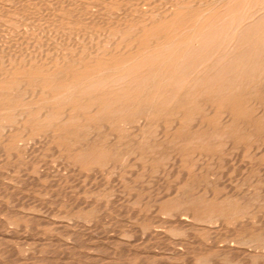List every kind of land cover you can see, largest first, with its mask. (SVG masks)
Returning <instances> with one entry per match:
<instances>
[{
	"label": "bare ground",
	"instance_id": "obj_1",
	"mask_svg": "<svg viewBox=\"0 0 264 264\" xmlns=\"http://www.w3.org/2000/svg\"><path fill=\"white\" fill-rule=\"evenodd\" d=\"M207 1H209V0H207ZM13 2H16V1L15 0H0V42L2 43L1 44L2 46H0V48H1L0 50H1V52L6 53L5 57H4V55L0 56V151H1V153L8 151V153L10 155L11 154L19 155L18 154L19 152H20V154H22V152L19 151L20 149L18 150V148H20L19 147V145L21 143L20 141H25L27 138H29L30 136L31 137L34 136L36 133H38L40 131L46 132L47 134L49 133L53 137L56 136L58 139H61V140L63 138L61 136L63 135L66 138H69L70 143H73V146H72L73 151H69V153L73 152V156H74L73 159H74L75 164H72V165H77V166H79V169L82 168L85 170V169H94L96 167H104V166L108 165L110 162H112L113 158H115V157L121 158L125 153L124 149L123 150L121 149L123 145H125V147L133 146L134 147L133 149H136V150H142V151L145 150L146 152L148 151L149 153L153 154V156L155 154H159V153H160L159 156H161V154L163 155V153L165 154L167 148H169L167 151V152H169L170 149L174 150L173 149L174 147L176 148L178 146L177 149H179V148L183 149V147H184L185 149L191 150V152H192L191 155L198 153L197 156H195V157H198L197 161H198V159L200 161V156L202 155V152L204 151V147L206 146V144L208 146L210 144H213V145H215L217 147H221V148L224 146H225L224 148H226V146L228 144H230V145L232 144V136H231L232 128L235 126V123L237 122V120L239 121V119H241V128H242L244 135L247 137V139H252L254 135H259V133H263V130L261 128L264 129V102L260 101L259 99H254L252 97L254 95L253 91L255 90L256 85H257L256 82H259L260 84H262L264 82V22L262 23V21L260 19L261 17L259 18V15L261 14V12L264 11V0H262V1L261 0H217V1L214 0L213 2H215V3H217V2L222 3L221 5L218 4V5H220V7H216V5H215V7H211V6L205 7L202 10L197 9V10L201 11L200 14L198 13L199 15L197 14L198 16L201 15V17H199L195 21L194 20L193 21L186 20L187 18L186 19L181 18V17L179 18L180 14H182V12H183L182 9L189 11L187 9H190L193 6V5H191V7H189L185 4L180 3V1H179L176 4L172 5L174 7V9H171V11L167 12L166 16H165V14L163 15V16H165L164 18L160 19L158 17V19H155V20H149V19L148 20H142V21L136 22V23L133 22L134 24L131 21V23L128 26H125L123 24L124 23L123 22L122 23L124 25V27L122 26L123 28H121L122 24H119V25L117 24V27H119V26L120 27L116 28V26H115L114 28H116V29L110 30L111 34L108 36H105V35H107L106 33H105V35L102 33L103 34L102 36H104V37H102L100 34H99L100 36L98 35L99 37L94 35L95 37H97L96 40L94 39L95 37L92 34H91V36H93V37H89V35H88V37H89L88 40L82 38L83 39L82 41L79 39V38H81V36L79 34H78L79 38H78V36H76V38H75V36L73 35L74 36V38L72 39V40H74L73 43H71L72 41L69 43V41H67V40H69L70 38H67L66 39V43L68 42L67 45L65 44V41H64L65 46H64V44H62L63 41L60 43L64 46L63 47V46H60V44L54 40L56 38L55 37L53 39L54 41H52V43L55 42V43H53L54 49L51 50L48 48L49 47L48 46L47 50L48 49L49 50L44 52L43 54L42 53L32 54L33 52L29 53V54H25L26 53L25 49H27L29 47V43H30L29 40L30 39H28V43L26 41V43L28 45H26L25 41H24L25 44L22 43L21 40H25V39L27 40V38H26L28 36L27 34L32 33V32L31 33L26 32L27 30L29 31V29L27 28L28 24L25 25V26H27L26 27L27 30L23 29V31H22L23 33H21V34L15 33L18 31L17 28L14 29L13 27H11L9 25L18 23V26L21 27L22 23H25V22L29 23V25H30L31 24L30 20L32 18L34 19V17H31L32 15H31V13L29 14L27 7H25V5H23L20 9V8H17L19 5L17 6ZM169 2L170 1H168L167 3H169ZM213 2L211 1V3H213ZM22 3H23V1H22ZM198 5H196V6H198ZM31 6H32V4H31ZM29 8H30V6H29ZM193 8H195V7L193 6ZM146 12H148V11H146ZM75 15H77V14H75ZM34 16H35V14H34ZM32 21L34 22V20H31V22ZM35 21H37V20L35 19ZM37 22L40 23L39 21H37ZM89 22H91V21H89ZM52 23H54V22H52ZM48 24H50V23H48ZM32 25H34V24H32ZM35 26H37V25H35ZM66 26L67 25H65V27ZM30 27L33 28V30H35L34 27L29 26V28ZM47 28H49V27H47ZM58 29L61 30V28H58ZM36 30L39 31V28ZM44 30H46V29H44ZM50 31H49V34H50ZM53 31H55V30L53 29ZM61 31H64V29H62ZM67 31H65V32H67ZM84 31H86V29H84ZM12 32H14L17 35L16 36L14 34V36L17 37V39L15 41H13L14 38L11 39L12 38L11 37ZM87 32H88V30H87ZM46 33H48V32H46ZM51 33H52V31H51ZM55 33H56V31H55ZM99 33H100V31H99ZM107 33L109 34L110 32L108 31ZM31 35H33V34H31ZM38 35H40V34H38ZM38 35L36 34L35 36L37 37ZM47 36L49 37V35H47ZM47 36H46V38L44 37L45 41L41 40L42 36L41 37L39 36L40 38L38 37L41 40L42 46L43 47L45 46V48H46V45H43V44L45 42L49 41L47 39ZM83 36H84V38L87 37V36L85 37V35H82V37ZM9 37H11V38H9ZM29 37H31V36H29ZM33 37L34 36L31 37L32 41L38 40L36 37L33 40ZM100 37H102V38H100ZM52 38H51V40H52ZM62 38L64 39L65 37H62ZM49 39H50V37H49ZM56 40H58V39H56ZM59 40H58V42H60ZM19 41H21L20 43L23 44L24 46L25 45L27 46V48L22 46V50H25V52L22 51V53L24 52L25 55L22 53L20 54L21 56L18 55L19 53L15 54L16 51L17 52L19 51L18 50L19 48L17 50L15 49L14 50L15 52L12 51L10 53V51H9V50H12L11 45L18 47V45H20ZM49 42H51V41H49ZM31 43H33L35 45V41L31 42ZM47 44H49V43H47ZM32 45L30 44L31 47H32ZM53 45L50 43V46H53ZM19 47H21V45ZM33 47H34V49H36L35 46H33ZM5 48L9 52H6ZM9 48H11V49H9ZM29 49H30V47L27 49V51H29ZM41 49H42V47H41ZM42 50H44V49H42ZM34 52H35V50H34ZM261 88H262V86H261ZM261 88L259 85L258 89H261ZM262 91L263 90H261V94H262ZM252 93H253V95L251 96ZM233 94L235 96H232ZM237 94H239L238 96H240L239 99L236 96ZM255 95L257 97H260L259 96L260 93L257 95L255 92ZM231 96L233 97L232 99H235V101L239 100V102L241 103L239 105V108L237 107V109L239 110L238 113H234L231 110L229 111V109H227L228 108L227 103L229 104V101H231V99H229ZM257 97H255V98H257ZM236 98H237V100H236ZM254 110L256 113L254 112ZM204 111L206 112L207 116L208 115L210 116V114H211V119H209V117H208V119H209L208 121H207V118L206 119L204 118L205 116H202L205 114ZM167 117L171 118V121L169 120L170 123L168 125L163 121V119L167 118ZM135 119L139 123L138 124L139 126L135 124L136 126H138L137 127L138 130L136 132L134 129L136 134H134L135 133L134 132L132 137L129 139L130 136L128 134H124L123 132H125L127 130V128H129L128 126L131 125V122L133 120L135 122ZM153 124L156 125L154 128H156V127L157 128L155 131L152 132L151 129L153 127ZM215 125H216V127H215ZM150 127H151V129H150L151 131L149 130ZM131 128H132V126H131ZM82 135L84 138H81ZM263 135H264V133L261 136L264 137ZM262 140H264V139H262ZM62 141H64V140H62ZM67 141H68V139H67ZM125 141H127V142L125 143ZM208 146H207V148H208ZM21 147H23V146H21ZM263 147H264V145L262 144V148ZM227 148H229V147H227ZM24 149H25V147H24ZM53 149H54V147H53ZM240 149H241L240 151L244 150V149L242 150V147ZM26 150H29V148H27ZM63 150H66V149L64 148ZM263 150H264V148H263ZM59 151L60 150H58L57 152H59ZM174 152H176V151L174 150ZM27 153H28V151H27ZM9 154L8 155L6 154V156L8 157ZM30 154H32V153H30ZM189 154H190V151H189ZM165 155H163V157ZM174 155L176 156V153H172V155H170V156H174ZM213 155H214V153H213ZM8 158H11V157H8ZM145 158L148 159V157H145ZM164 158H166V157H164ZM169 158H167V159H169ZM192 158H194V157H192ZM126 159L127 158H125L124 160H126ZM170 159L172 161V157ZM170 159H169V161H170ZM194 159H196V158H194ZM11 160H13V159H11ZM23 160H25V159H23ZM150 160L148 159L149 163H150ZM178 160H182V159L180 158ZM51 162L52 161H50V163ZM161 162L163 163V161H161ZM116 163H118V162H116ZM176 163H177V161H176ZM226 163H224V164H226ZM164 165H166V164H164ZM226 165H228V164H226ZM117 166L118 165H116V167ZM256 166H257V164H256ZM7 167H8V165H7ZM29 167H30V165H29ZM160 167H159V170H160ZM12 168H14V167H12ZM67 168L68 167H66V169ZM107 168H109V167H107ZM143 168H145V166ZM189 168L191 169V167H189ZM100 169H102V168H100ZM187 169H188V167L186 168V170ZM21 170L23 172V169H21ZM147 170H149V169H147ZM214 170H215V168H214ZM18 171H20V170H18ZM63 171H64V169H63ZM89 171H91V170H89ZM204 171H205V169H204ZM22 172H21V174H22ZM59 172L60 171H58V173ZM62 173H64V172H62ZM157 173H158V171H157ZM189 173H190V171H189ZM26 174H24V175L26 176ZM59 174H57V175H59ZM92 174H93V172H92ZM220 174H222V173H220ZM183 175H181V176H183ZM206 175H205V177H206ZM18 176H20V175H18ZM189 176H190V174H189ZM197 176H199V175H197ZM81 177L82 176L80 175V178ZM184 177H185V175H184ZM88 178H90V175ZM111 178H113V177H111ZM181 178L183 180V177H181ZM181 178H179V180ZM42 179H44V178H42ZM185 179H187V180H185ZM194 179H196V177L193 178V180ZM0 180H1V178H0ZM20 180H21V177H20ZM59 180L60 179H58V181ZM115 180H117V179H115ZM182 180H180V181L182 182ZM184 180L187 183L186 184L187 186H191L190 189L192 188V186L194 188V186L197 184L195 181H193L189 178H184ZM90 181H91V179H90ZM21 182H23V181L21 180ZM86 182H88V181H86ZM116 182H118V181H116ZM181 182H179L178 185H180ZM221 182H223V184H224V181H221ZM25 183H27V182H25ZM54 183H55V181H54ZM189 184H191V185H189ZM1 185H3V184H1ZM201 185H203V184H201ZM4 186H6V185L4 184ZM204 186L205 185H203V187ZM230 186L231 185H229V187ZM51 187H52V185H51ZM120 187H121V184H120ZM170 187H173V186H170ZM211 187L213 188V185ZM217 187H219V185ZM0 189H1V187H0ZM2 189H4V188H2ZM173 189H174V187H173ZM179 189L181 190L182 187H180ZM225 189H227V186ZM5 190H4V192L7 191V190L6 191ZM58 190H59V188H58ZM65 190H63V191H65ZM192 190H191V192H192ZM175 192H177V191H175ZM175 192L173 191V193H175ZM186 192L187 193H185V189H184V193L181 192V194H180L177 192L178 194H180V196L177 195V198H176L177 205H176L175 209H171V208H169V209L163 208L162 209L161 208V210L164 211V213H172L173 216H175V218L177 220L176 222L179 225L181 223L182 225L185 224L186 226L187 225L189 226V224L191 225V223H190L191 221L192 222L199 221L200 223H201V221L208 222L206 224H213V223L215 224L218 222V223H222V225H223L225 222V219H227V218L229 219V217L231 218V215H233V216H236V215L244 216V214L247 213L245 210H242V208L240 206L231 204L226 200L221 201L218 204L213 203V199H215L214 201H216V196L213 195L212 190L209 189L208 187L205 190V195H203V197H199L200 195L197 196V194H199V193L188 194V191H186ZM229 192H230V190L227 193H229ZM250 193H251V191H250ZM4 194H3V196H4ZM171 194L168 193L167 194L168 197L172 196ZM113 195H115V194H113ZM20 197L21 196H19V198ZM25 197H26V195H25ZM22 198L25 199L24 197H22ZM170 199H172V198L170 197ZM71 200L72 199H70V202H71ZM78 200H80V199L78 198ZM139 201H141V198ZM157 201H159V200L157 199ZM229 201H230V199H229ZM16 202H17V200H16ZM118 202H119V200H118ZM90 203L84 202L85 207L92 208L93 207L92 205H94V203H92V202H90ZM27 204L25 203V206ZM76 204L79 206L80 202L76 203ZM76 204H75V206H76ZM81 204H82L81 206H83V203H81ZM96 205H98V204H95V207H97ZM2 206H0V207H2ZM123 207H125V206H123ZM173 207H175V205ZM39 208H40V206H39ZM100 210H101V207H100ZM34 211H35V209H34ZM34 211H30V212H34ZM116 211H117V209H116ZM23 212H25V211H23ZM102 212H104V211H102ZM11 213H13V210ZM34 213H36V212H34ZM88 213L91 214V212H89V211H88ZM41 214H43V213H41ZM90 214H88V215L90 216ZM128 214H129V212H128ZM134 214H136V213L133 212V215ZM25 215H27V214H25ZM84 215H86V214H84ZM54 216H52V217H54ZM169 216H171V215H169ZM181 216H182V218H181ZM21 217H23V216H21ZM87 218H89V217H87ZM244 218H245V216H244ZM44 221H46V220H44ZM144 221H146V220H144ZM48 222H51V221H48ZM204 222H203V224H205ZM226 222H227V220H226ZM168 223H170V222H168ZM196 223H198V222H196ZM236 223L238 224L239 222L236 221ZM84 224H85V222H84ZM192 224H194V223H192ZM173 225H175V223ZM228 225H229V223H228ZM59 226H60V224H59ZM208 226H210V225H208ZM254 226L253 227L250 226L249 229L247 228L248 231H247L246 236H248V237H250V235L255 236L256 231L253 229ZM69 228H71V227H69ZM80 228L82 229V227H80ZM99 228H101V227H99ZM183 228H185V227L183 226L182 229ZM209 228H211V227H208V229ZM172 229L170 230V232L174 231ZM83 231H84V229H83ZM160 231H162V230L160 229ZM179 231L181 232V230H179ZM215 231H216V229H215ZM64 232H65V230H64ZM77 232H78V230H77ZM170 232H169V234L171 235V233H173V232H171V233ZM0 233H3V232H0ZM27 233H28V231H27ZM88 233H87V236H88ZM100 233H101V231H100ZM127 233H129V232H127ZM229 233L233 234L232 232H229ZM74 234L76 235V233H74ZM190 234H191V232H190ZM224 234H225V232H224ZM21 235H22V233H21ZM172 235H174V234H172ZM57 236H58V234H57ZM104 236H105V234H104ZM191 236H192V234H191ZM15 237H16V235H15ZM25 237H26V234H25ZM47 237H49V236H47ZM91 237L93 238V236H91ZM9 238H10V236H9ZM18 238L19 237H17L16 239H18ZM79 238H80V236H79ZM83 238H84V236H83ZM148 238H149V236H148ZM150 238L152 239V237H150ZM173 238H175V237H173ZM113 239H115V238H113ZM163 239H162V241H163ZM247 239H249V238H247ZM62 240H64V239H62ZM146 240H147V238H146ZM159 240H161V239H159ZM169 240H170V238H169ZM119 241L121 242V240H119ZM21 242H23V241H21ZM102 242H104V241H102ZM108 243H109V241H108ZM114 243H112V245ZM140 243L143 244L142 242H140ZM155 243H157V241ZM179 243H181V241H179ZM228 243H229V241H228ZM228 243H226V245L224 247L219 248V251L232 252L234 254L240 253L237 250L240 247L235 249L233 247L232 243H231L232 246L229 245ZM6 244H5V246H6ZM144 244H146V243H144ZM151 244H153V243H151ZM248 244H250V243L248 242ZM51 245H53V244L51 243ZM154 245H156V244H154ZM9 246L13 247V244L9 245ZM51 247H53V246H51ZM108 248H109V246H108ZM255 248L259 249V250L263 249L264 244H257ZM105 250H107V249H105ZM10 251H13V250H10ZM167 251H168V249H167ZM15 253L16 252H14V255H15ZM8 254H10V253H8ZM252 254H254V253L252 252ZM30 255H31V253H30ZM164 255H166V253ZM172 255L175 256V258H179V257L185 256V252L183 251V249L181 247L180 249H173ZM11 256H12V254H11ZM75 256H77V255H75ZM84 256L86 257V255H84ZM162 257H163V255H162ZM30 258L32 259V257H30ZM82 258H83V256H82ZM35 262H37V261H35ZM51 264H53V263H51ZM116 264H118V263H116Z\"/></svg>",
	"mask_w": 264,
	"mask_h": 264
},
{
	"label": "rangeland",
	"instance_id": "obj_2",
	"mask_svg": "<svg viewBox=\"0 0 264 264\" xmlns=\"http://www.w3.org/2000/svg\"><path fill=\"white\" fill-rule=\"evenodd\" d=\"M15 1L16 2H13V3H15L17 6L19 5L17 8L21 9V7L23 5H25V7H27L29 14L31 13V15H32L31 17H34V19L33 18L31 19V20H34V22L33 21L31 22V20H30V23H31L30 25H29V23H26V22L22 23L21 27L18 26V23H16L17 25L16 24L9 25V26L13 27L14 29L17 28L18 31L16 30L17 32H15L17 34L23 33L22 32L23 29L27 30L26 27L28 26L27 28L29 29V31L27 30L26 32H28V33L32 32L31 34H33V35L27 34L28 35L26 37L27 40L26 39L25 40L20 39L22 41V43H24V41H25V43H26V41L28 43V39H30L29 40L30 41L29 51H27V49L29 48V47L27 48V46H26V45H28L27 43L24 46L23 44L20 43L21 41H19L21 47H19L20 45H18V47L11 45L12 50H9L10 53L12 51L15 52L14 50L15 49L17 50L19 48L18 49L19 51L15 52V54L19 53L18 54L19 56H21L20 54L22 53V51L25 52V50H26L25 54H29L32 52H33L32 54H34V53H36V54L42 53L43 54L44 52L48 51L49 49L53 50L54 49L53 43H55V42L52 43V41H54V40L57 41V43H59V44L62 41H63L62 44H64V41H65V44L67 45L68 42L66 43V39L70 38L67 41H69V43L72 41L71 43H73L74 40H72V39L74 38V36H75V38H76V36H78V38H79V35H80L81 38H79V39L81 41L83 39L88 40L89 37H93L94 35L98 36L99 34L102 36L103 34L105 35V33H106L107 35H105V36H108L111 34L110 30H112V29L114 30L116 28H119L120 26L117 27V24L119 25V24H122L123 22H124L123 24L125 26H128L131 23V21H132V23L133 22L136 23V22H140L142 20H148V19L149 20H155V19H158V17L160 19L164 18L166 16L167 12L171 11V9H174V7L172 5L176 4L179 1H180V3L185 4L189 7H191V5H193L195 7V8H193V6H192L190 8L191 10L187 9L189 11L182 9L183 12H182V14H180L179 18L180 17L184 18V19L187 18L186 20H189V21H193V20L195 21L199 17H201V15L198 16L201 13V11H199L197 9L202 10L205 7H210V6L215 7V5H216V7H220V5L222 4L221 2L215 3V2H213L214 0H209V1H207V0H191V1L190 0H178V1L177 0H133V1L132 0H64V1L63 0H33V1L32 0H29V1L28 0H18L19 2L17 0H15ZM22 1L24 4L22 3ZM168 1H170V2L167 3ZM211 1L213 3H211ZM215 1H217V0H215ZM31 4H32V6H31ZM218 4H220V5H218ZM196 5H198V6H196ZM29 6H30V8H29ZM146 11H148L149 13ZM34 14H35V16H34ZM75 14H77V15H75ZM164 14H165V16H163ZM259 18L261 19V21L263 23L264 22V11L261 12V14L259 15ZM35 19L37 21H39L40 23L35 21ZM89 21H91V22L93 21V22L91 23ZM52 22H54V23H52ZM48 23H50L51 25ZM32 24H34V25H32ZM123 24L121 25V28L124 27ZM25 25H27V26H25ZM35 25H37V26H35ZM65 25H67L66 26L67 28L65 27ZM29 26L34 27L35 30H33V28H31V27L29 28ZM43 26L44 27L46 26V27L44 28ZM115 26H116V28H114ZM47 27H49L50 29ZM38 28H39V31L36 30ZM58 28H61V30L64 29V31H61ZM40 29L41 30L43 29V30L41 31ZM44 29H46V30H44ZM53 29L56 31V33H55V31H53ZM84 29H86V31H84ZM50 30L52 31V33ZM87 30H88V32H87ZM49 31H50V34H49ZM65 31H67V32H65ZM99 31H100V33H99ZM108 31L110 32L109 34L107 33ZM46 32H48V33H46ZM15 33L12 32V36H11L12 38L9 37L11 39L14 38L13 41H15L17 39V37H16L17 35ZM14 34L16 36H14ZM36 34L37 35L40 34V35H38L36 37L35 36ZM91 34L93 36H91ZM47 35H49L50 39ZM82 35H85V37L86 36L87 37L84 38V36L82 37ZM88 35H89V37H88ZM29 36H31V37L34 36L33 40L35 39V37L38 39V40H34L35 45L33 43H31L34 41H32L31 37H29ZM39 36L40 37L42 36L41 40H44V37L46 38V36H47V39L49 41H51V42H49L46 40L47 42H45L43 44V45H46V48H45V46L44 47L42 46V43H41V40L39 39L40 38ZM62 37H65V38L63 39ZM102 37H104V36H102ZM102 37H100V38H102ZM51 38H52V40H51ZM96 38L97 37H95L94 39L96 40ZM56 39H58V40L60 39L59 40L60 42H58V40H56ZM47 43H49V44H47ZM50 43L53 46H50ZM1 44L2 43L0 42V46H2ZM30 44L31 45L33 44L32 47L30 46ZM62 44H60V46H63ZM65 44H64V46H65ZM22 46L26 47L27 49L22 50ZM33 46H35L36 49H34ZM40 46L44 50H42ZM47 47L49 48L48 50H47ZM11 48H9V49H11ZM34 50H35V52H34ZM5 51L9 52L6 50V48H5ZM0 52H1V50H0ZM24 52L22 54H24ZM0 54H1L0 56L4 55V57L6 55V53H3V52H1ZM256 83H257L256 88L253 91L254 95L252 93L251 96L253 95L252 98L259 99L260 101L264 102V89H263L264 88L263 87L264 82L262 84H260L259 82H256ZM259 85H260V88L262 86L261 89H258ZM261 90H263L262 91L263 95L261 94ZM255 92L257 95L260 93V95H259L260 97H257L255 95ZM238 95L239 94H237L236 96L239 99L240 96H238ZM232 96H235V95L233 94ZM232 96L229 98V99H231L232 102L229 101V104L227 103V107H228L227 109H229V111L231 110L234 113H238L239 110L237 109V107L239 108V105L241 103L239 102V100L235 101V99H232L233 98ZM255 97H257V98H255ZM237 98H236V100H237ZM254 112H255V110H254ZM204 113L205 114L202 116H205L204 118L205 119L207 118V121L209 119H211V114H210V116L209 115L207 116L205 111H204ZM208 117H209V119H208ZM167 118H164L163 121L168 125L171 121V118L170 117H167ZM135 124L136 125L139 124L136 119H135V122H134V120L131 122V125L128 126L129 128H127V130L125 132L122 131L124 134H128L130 136L129 139L132 137L133 133L135 131L137 132V130H138L137 127L139 125L136 126ZM131 126H132V128H131ZM155 126L156 125L153 124L152 129L150 127L149 130L151 129L152 132L155 131L157 128V127L154 128ZM215 127H216V125H215ZM134 129H135V131H134ZM261 129L263 130V133H264V129L263 128H261ZM136 132L134 134H136ZM231 133H232L231 134V136H232V144L231 145L228 144L226 146V148H224L225 146L221 148V147H217L213 144H210L209 146L206 144V146L204 147V151L202 152L203 156L202 155H201L202 157L200 156V161H199V159L197 161L198 157H195V156H197L198 153L191 155L192 154L191 150L185 149L184 147H183V149L182 148L177 149L178 146L176 148L174 147L173 149L176 152H174V150H171V149L169 150V152H167L169 149V148H167V150L165 152L166 155L163 153V155H165L164 157H166V158H164L162 154H161V156H159L160 153L155 154L153 156V154L149 153L148 151L146 152L144 150L145 151L144 152L142 150L133 149L134 148L133 146L125 147V145H123L121 149L122 150L124 149L125 153L121 158L120 157L119 158L117 157L118 159L116 157L113 158L112 162H110L108 165H106L104 167H96L94 169H85V170L82 168L79 169V166H77V165H72V164H75L74 159H73L74 156H73V152H70L71 153L70 154L69 151H73V148H72L73 143H70L69 138H66L63 135L61 137H63L62 140H64V141H62L61 139H58L56 136H55L56 138L53 137L49 133L47 134L46 132L40 131V132L36 133L34 136H32V137L30 136L29 138H27L25 141H20L21 142L19 145L20 148H18V150L20 149L19 151H21L24 156L22 154H20V152L18 153L19 155H17V154L16 155L15 154L10 155L8 153V151L2 152V153L0 151V175L2 174L0 176V178H1L0 185L3 184L0 186L1 187V189H0L1 190L0 191V206L3 205L2 207H0V223H1L0 224V232H3V233H0V238H1L0 239V253H1L0 254V264H48V263L49 264H51V263H53V264H98V263L99 264H116V263H118V264H264V248L260 249V250L255 248L257 244H264V219H263L264 218V188H263L264 187V150H263L264 147L262 148V144L264 145V140H262V139H264V137L261 136L263 133H259V135H254L252 139H247V137L244 135L242 128H241V119H239V121L237 120V122L235 123V126L232 128ZM81 138H84L83 135ZM67 139H68V141H67ZM127 141H125V143ZM21 146H23V147H21ZM207 146H208V148H207ZM24 147H25V149H24ZM53 147H54V149H53ZM227 147H229V148H227ZM241 147H242V150L244 149L243 151H240ZM27 148H29V150H26ZM64 148L66 150H63ZM58 150H60V151L57 152ZM27 151H28V153H27ZM189 151H190V154H189ZM5 153L7 155L9 154L8 157H11V158H8ZM30 153H32V154H30ZM172 153H176V156L175 155H174L175 157L170 156V155H172ZM213 153H214V155H213ZM168 156L170 158L172 157V161ZM145 157H148L149 160L151 159L150 163L148 162V159ZM192 157H194L196 159H194ZM125 158H127V159L124 160ZM167 158H169L170 161ZM180 158L182 160H178ZM11 159H13V160H11ZM23 159H25V160H23ZM50 161H52V162L50 163ZM161 161H163V163ZM176 161H177V163H176ZM116 162H118V163H116ZM224 163H226L228 165H226ZM164 164H166V165H164ZM256 164H257V166H256ZM7 165H8V167H7ZM29 165H30V167H29ZM116 165H118L117 166L118 168L116 167ZM144 166H145V168H143ZM12 167H14V168H12ZM66 167H68V168L66 169ZM107 167H109L110 169ZM159 167H160V170H159ZM187 167L189 170L188 169L186 170ZM189 167H191V169ZM100 168H102V169H100ZM214 168H215V170H214ZM21 169H23L24 173L22 172ZM63 169H64V171H63ZM147 169H149V170H147ZM204 169H205V171H204ZM18 170H20L22 172V174ZM89 170H91V171H89ZM58 171H60L59 172L60 174L58 173ZM157 171H158V173H157ZM189 171H190V173H189ZM62 172H64V173H62ZM92 172H93V174H92ZM220 173H222L223 175ZM24 174H26V176ZM57 174H59V175H57ZM183 174L185 175V177ZM189 174H190V176H189ZM18 175H20V176H18ZM80 175L82 176L81 178H80ZM89 175H90V178H88ZM181 175H183V176H181ZM197 175H199L200 177ZM205 175H206V177H205ZM191 176L193 178L196 177V179L193 180V178ZM20 177H21V180L23 182H21ZM41 177L44 179H42ZM111 177H113V178H111ZM181 177H183V180ZM179 178H181L180 180H182V182L179 180ZM184 178H189V179L195 181L197 184L194 186V188L192 186V188L190 189L191 186L186 185L187 183L185 182V180H187V179L184 180ZM58 179H60V180L58 181ZM90 179H91V181H90ZM115 179H117V180H115ZM24 181L27 183H25ZM54 181H55V183H54ZM86 181H88V182L90 181V182L88 183ZM116 181H118V182H116ZM221 181H224V184ZM179 182H181L180 185H178ZM4 184L6 186H4ZM120 184H121V187H120ZM201 184H203L205 186L203 187V185H201ZM51 185H52V187H51ZM189 185H191V184H189ZM212 185H213L214 189L211 187ZM218 185H219V187H217ZM229 185H231V186L229 187ZM170 186H173L174 189H173V187H170ZM226 186H227V189H225ZM180 187H182V189L183 188L185 189V193H187L186 191H188V194L199 193V194H197V196L200 195L199 197H203V195H205V190L208 187L209 189L212 190L213 195L216 196V201H214L215 199H213V203L218 204L221 201L226 200L231 204L238 205L242 208V210H245L247 212L244 214L245 218H244V216H241V215H239V216L238 215H236V216L231 215V218L229 217L230 220L228 218L225 219V222H226V220H227V222L226 223L224 222L223 225H222V223H218V222L215 224L214 223L213 224H206L208 222H204V221H201V223L199 221H194V222L191 221L190 223L192 226L190 224H189V226L188 225L186 226L185 224L182 225L181 223L179 225L176 222L177 220H176L175 216H173L172 213H164V211H162L161 208L162 209L163 208L164 209H166V208L167 209H169V208L175 209L176 208L177 195L180 196L181 192L184 193V189L180 190L179 189ZM2 188H4V189H2ZM58 188H59V190H58ZM4 190L6 192H4ZM63 190H65V191H63ZM191 190H192V192H191ZM229 190L231 193L230 192L227 193ZM173 191L174 192L177 191L180 194H178L177 192L173 193ZM250 191H251V193H250ZM2 193L3 194L5 193L4 196ZM168 193H170V194L172 193L171 194L172 196L168 197V195H167ZM113 194H115V195H113ZM25 195L28 199L25 197ZM19 196H21L20 197L21 199L19 198ZM22 197H24L25 199H23ZM170 197L172 199H170ZM78 198L81 201L78 200ZM140 198H141L142 202L139 201ZM70 199H72L71 202H70ZM117 199L119 200V202ZM157 199L159 201H157ZM229 199H230V201H229ZM16 200H17V202H16ZM78 201L80 202L79 206L76 204V203H79ZM84 202H89V203L92 202V203H94V205H92L93 206L92 208L85 207ZM25 203L26 204L28 203V204L25 206ZM81 203H83V206H81L82 205ZM75 204H76V206H75ZM95 204H98V205H96L97 207H95ZM38 205L40 206V208ZM172 205L173 206L175 205V207H173ZM123 206H125V207H123ZM100 207H101V210H100ZM115 208L117 209V211ZM34 209H35V211H34ZM12 210H13V213H11ZM23 211H25V212H23ZM30 211H34L36 213L30 212ZM88 211L91 212L92 215L90 213H88ZM102 211H104V212H102ZM132 211L134 213H136V214H134L135 216L133 215ZM128 212H129V214H128ZM41 213H43V214H41ZM25 214H27V215H25ZM84 214H86V215H84ZM88 214H90L91 217ZM168 214L171 216H169ZM21 216H23L24 218ZM52 216H54V217H52ZM87 217H89V218H87ZM181 218H182V216H181ZM44 220H46V221H44ZM144 220H146V221H144ZM48 221H51V222H48ZM236 221L239 223L237 224ZM84 222H85V224H84ZM168 222H170V223H168ZM173 222L175 223V225H173L174 224ZM196 222H198V223H196ZM203 222L205 224H203ZM192 223H194V224H192ZM228 223H229V225H228ZM59 224H60V226H59ZM208 225H210V226H208ZM68 226L71 228H69ZM183 226L185 228L182 229ZM250 226L251 227L254 226L253 229L256 231L255 236L254 235H252V236L250 235V237L246 236L247 231H248ZM80 227H82V229ZM99 227H101V228H99ZM208 227H211V228L208 229ZM83 229H84V231H83ZM160 229L162 231H160ZM171 229L174 230V231H171L173 233L170 232ZM215 229H216V231H215ZM26 230L28 231V233ZM64 230L67 234L64 232ZM77 230H78V232H77ZM179 230H181V232ZM100 231H101V233H100ZM168 231L171 233V235L169 234ZM127 232H129V233H127ZM137 232L138 233L140 232V233L138 234ZM190 232H191L193 237L191 236ZM224 232H225V234H224ZM229 232H232L233 234H231ZM21 233H22V235H21ZM74 233H76V235ZM87 233H88V236H87ZM25 234H26V237H25ZM57 234H58V236H57ZM104 234H105V236H104ZM172 234H174V235H172ZM15 235H16V237H15ZM224 235L225 236L227 235L226 236L227 238ZM9 236H10V238H9ZM47 236H49V237H47ZM79 236H80V238H79ZM83 236H84V238H83ZM91 236H93V238ZM148 236H149V238H148ZM17 237H19V238L16 239ZM150 237H152V239L153 238L154 239L152 240ZM173 237H175V238H173ZM113 238H115V239H113ZM146 238H147V240H146ZM169 238H170V240H169ZM247 238H249V239H247ZM62 239H64V240H62ZM159 239H161V240H159ZM162 239H163V241H162ZM119 240H121V242ZM21 241H23V242H21ZM102 241H104V242H102ZM108 241H109V243L110 242L111 243L109 244ZM154 241L155 242L157 241V243H155ZM179 241H181V243H179ZM228 241H229V243H228ZM140 242H142L143 244H141ZM248 242L250 244H248ZM51 243L53 245H51ZM112 243H114V244L112 245ZM144 243H146V244H144ZM151 243H153V244H151ZM226 243H228L229 245H231V243H232V245L235 249L240 247L239 249H237L240 253L234 254L232 252L219 251V248L224 247L226 245ZM5 244H6V246H5ZM12 244H13V247L9 246ZM154 244H156V245H154ZM147 245L148 246L150 245V246L148 247ZM51 246H53V247H51ZM108 246H109V248H108ZM181 247H182L183 251L185 252V256L175 258V256L172 255L173 249H180ZM105 249H107V250H105ZM167 249L170 253L167 251ZM10 250H13L14 252H16L15 255H14V252L10 251ZM252 252L254 254H252ZM8 253H10V254H8ZM30 253L32 256L30 255ZM165 253L167 256L164 255ZM11 254H12V256H11ZM75 255H77V256H75ZM84 255H86V257ZM162 255H163V257H162ZM82 256H83V258H82ZM30 257H32V259ZM35 261H37V262H35Z\"/></svg>",
	"mask_w": 264,
	"mask_h": 264
}]
</instances>
